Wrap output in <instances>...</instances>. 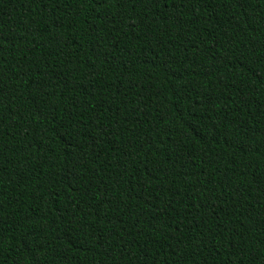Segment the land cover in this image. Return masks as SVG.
I'll use <instances>...</instances> for the list:
<instances>
[{
	"label": "trees",
	"instance_id": "trees-1",
	"mask_svg": "<svg viewBox=\"0 0 264 264\" xmlns=\"http://www.w3.org/2000/svg\"><path fill=\"white\" fill-rule=\"evenodd\" d=\"M0 264H264V0H0Z\"/></svg>",
	"mask_w": 264,
	"mask_h": 264
}]
</instances>
